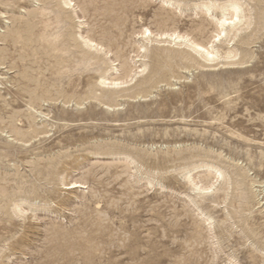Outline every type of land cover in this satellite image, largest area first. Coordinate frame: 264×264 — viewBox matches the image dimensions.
I'll return each mask as SVG.
<instances>
[{"label": "rangeland", "instance_id": "obj_1", "mask_svg": "<svg viewBox=\"0 0 264 264\" xmlns=\"http://www.w3.org/2000/svg\"><path fill=\"white\" fill-rule=\"evenodd\" d=\"M68 1L0 0V260L264 264V0Z\"/></svg>", "mask_w": 264, "mask_h": 264}, {"label": "bare ground", "instance_id": "obj_2", "mask_svg": "<svg viewBox=\"0 0 264 264\" xmlns=\"http://www.w3.org/2000/svg\"><path fill=\"white\" fill-rule=\"evenodd\" d=\"M230 1V0H229ZM64 2H65V0H64ZM237 2V1H236ZM68 3H70L68 0H66V2L64 3V5L65 4H68ZM229 3V2H228ZM71 4V3H70ZM211 4V3H210ZM69 5V4H68ZM72 5H74V4H72ZM209 5V4H208ZM98 6V5H97ZM127 6V5H126ZM224 7V6H223ZM227 7V6H226ZM232 7H233V12H232V14H229V13H231V12H229L228 14L229 15H232L233 17H236V19H237V12H238V9L240 8L239 7V5H237L236 3H232ZM210 8V7H209ZM241 9V8H240ZM225 16V15H224ZM231 16V17H232ZM221 17H223V16H221ZM230 17V16H229ZM248 18V17H247ZM226 16H225V18L223 17V18H221V22L219 21V23H223V22H226ZM235 19V18H234ZM241 19V18H240ZM244 19V18H243ZM242 19V20H243ZM228 20V19H227ZM232 20V19H231ZM245 20V19H244ZM248 20V19H247ZM229 22H232V21H230V20H228ZM240 21V20H239ZM239 21L238 20H236L235 22H238L239 23ZM234 22V21H233ZM227 23V22H226ZM233 23H231V25H232ZM234 24H236V23H234ZM241 24V23H240ZM243 24V23H242ZM227 25L229 26L230 24L229 23H227ZM230 25V26H231ZM240 26V25H239ZM222 29V28H221ZM229 29V28H228ZM241 29V28H240ZM224 31H225V29H223ZM226 30H227V28H226ZM103 31V30H102ZM147 31V30H146ZM234 31H235V29H234ZM226 32V31H225ZM231 32V31H230ZM149 33H150V31H149ZM148 33V34H149ZM221 33V32H220ZM223 33V32H222ZM176 34V33H175ZM173 35V34H172ZM218 35V34H217ZM220 35V34H219ZM162 36V35H161ZM177 36V35H176ZM179 36V35H178ZM114 37V36H113ZM148 37V36H147ZM172 37V36H171ZM175 37V36H174ZM46 38V37H45ZM48 38V37H47ZM177 38V37H176ZM175 38V39H176ZM179 38V37H178ZM171 39V38H170ZM174 38H172V40H173ZM182 39H183V37H182ZM185 39V38H184ZM187 39V38H186ZM83 40V39H82ZM85 41H86V43H88L87 42V37H86V39H84ZM83 40V41H84ZM179 40H181L180 38H179ZM188 40V39H187ZM41 41V40H40ZM84 41V42H85ZM189 41V40H188ZM43 42V41H42ZM51 42V41H50ZM92 42V41H91ZM180 42H182V41H180ZM185 42V41H184ZM183 42V43H184ZM191 42V41H190ZM52 44H53V42H51ZM93 43H95V42H93ZM186 43V42H185ZM189 43V42H188ZM43 44V43H42ZM89 44V43H88ZM87 44V45H88ZM190 44V43H189ZM188 44V45H189ZM193 44V48L192 49H194V50H196V51H200L201 49H205L202 45H200V43L198 44V43H192ZM90 45V44H89ZM47 46V45H46ZM41 47V46H40ZM57 47H58V45H57ZM23 48H24V46H23ZM99 48V47H98ZM95 49V48H94ZM51 50V49H50ZM54 50V49H53ZM203 51V50H202ZM209 51V50H208ZM207 50H206V53H209ZM205 52V51H204ZM204 52H201V53H204ZM213 52V51H212ZM211 52V53H212ZM215 52H217V51H215ZM214 52V53H215ZM210 53V54H211ZM199 54V53H198ZM205 54V53H204ZM204 54H202V55H204ZM228 54H229V52H228ZM117 55V54H116ZM212 57V56H211ZM62 60V59H61ZM71 60V59H70ZM167 62V61H166ZM60 63H62V62H60ZM168 63V62H167ZM146 65V64H145ZM142 69V68H141ZM141 71V70H140ZM139 72V71H138ZM103 81H102V83H105L106 81H104V79H102ZM119 80V79H118ZM120 81V80H119ZM109 82V81H108ZM110 82H112V81H110ZM122 82H124V80L122 81ZM122 82H120V83H122ZM113 84H118V82L116 81V82H112ZM106 84V83H105ZM104 85V84H103ZM107 85V84H106ZM108 86V85H107ZM110 86V85H109ZM117 86V85H116ZM115 86V87H116ZM112 87H113V85H112ZM118 87V86H117ZM48 93V92H47ZM35 94V93H34ZM33 97V96H32ZM32 97H30V98H32ZM38 99V98H37ZM33 101V100H32ZM40 112V111H39ZM41 114V113H40ZM45 115V114H44ZM43 115V116H44ZM42 116V117H43ZM46 116V115H45ZM22 128V127H21ZM18 131V130H17ZM25 132H28V131H25ZM46 132V131H45ZM24 134V133H23ZM27 134V133H26ZM217 173V172H216ZM218 174H219V172H218ZM188 179H189V177H188ZM70 184V183H69ZM73 184V183H72ZM213 185V184H212ZM71 186V185H70ZM77 186V185H76ZM79 186V185H78ZM75 187V186H74ZM70 188V187H69ZM199 188V187H198ZM197 188V189H198ZM201 188V187H200ZM204 189H205V187H204ZM202 190V189H201ZM21 206V205H20ZM22 208V207H21ZM23 211H25V210H23ZM22 211V212H23ZM21 212V213H22ZM29 217V216H28ZM12 218H13V216H12ZM14 219V218H13ZM34 223V222H33ZM16 222H14V221H10V222H8V224H6V223H1L0 224V237H4L5 236V239H9V234L13 231V229H14V227L16 226ZM23 227H24V230H23V232H22V234L17 238V239H13V240H11L9 243H8V251L9 252H12L13 250H16V249H22L21 248V245L25 242V241H27L28 240V234H27V232H25L26 231V228L28 227V225H23ZM55 234H57L56 232H55ZM96 235V234H95ZM91 238V237H90ZM96 239H97V237H96ZM103 239V238H102ZM54 240V239H53ZM105 240V239H104ZM107 240V239H106ZM94 241H96V240H94ZM111 242V241H110ZM110 242H109V244H110ZM26 243V242H25ZM108 243V242H107ZM5 244V243H4ZM78 244H80V243H78ZM102 244H103V240H102ZM60 248V247H59ZM97 248V247H96ZM79 250V249H78ZM101 250V249H100ZM104 250V249H103ZM107 250V249H106ZM54 251V250H53ZM89 251V250H88ZM17 252V251H16ZM105 252V251H104ZM18 253V252H17ZM95 253H97V252H95ZM48 254V253H47ZM74 254V253H73ZM93 254H94V252H93ZM69 255V254H68ZM78 255H80V254H78ZM81 255H83V254H81ZM75 256V255H74ZM98 256V255H97ZM10 257V256H9ZM61 257V256H60ZM80 257V256H79ZM78 257V258H79ZM55 258V257H54ZM105 258V257H104ZM104 258H103V260H104ZM100 259V258H99ZM82 260V259H81ZM108 261V260H107ZM97 262V261H96ZM109 262V261H108ZM104 263H105V261H104ZM0 264H4V261L3 260H0ZM60 264V263H59ZM109 264H110V262H109Z\"/></svg>", "mask_w": 264, "mask_h": 264}]
</instances>
